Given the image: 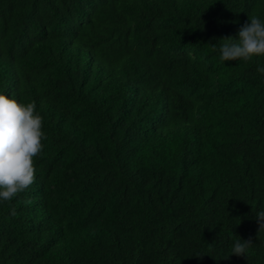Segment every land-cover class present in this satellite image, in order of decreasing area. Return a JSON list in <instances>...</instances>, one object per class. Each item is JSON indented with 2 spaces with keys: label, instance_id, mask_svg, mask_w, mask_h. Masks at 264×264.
<instances>
[{
  "label": "trees",
  "instance_id": "16d2710c",
  "mask_svg": "<svg viewBox=\"0 0 264 264\" xmlns=\"http://www.w3.org/2000/svg\"><path fill=\"white\" fill-rule=\"evenodd\" d=\"M0 264H264V0H0Z\"/></svg>",
  "mask_w": 264,
  "mask_h": 264
}]
</instances>
